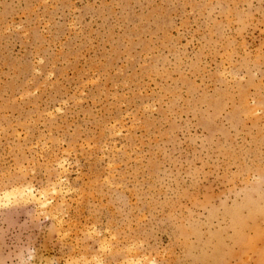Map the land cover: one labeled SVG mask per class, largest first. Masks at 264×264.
Returning <instances> with one entry per match:
<instances>
[{
    "label": "rangeland",
    "instance_id": "rangeland-1",
    "mask_svg": "<svg viewBox=\"0 0 264 264\" xmlns=\"http://www.w3.org/2000/svg\"><path fill=\"white\" fill-rule=\"evenodd\" d=\"M0 264H264V0H0Z\"/></svg>",
    "mask_w": 264,
    "mask_h": 264
}]
</instances>
